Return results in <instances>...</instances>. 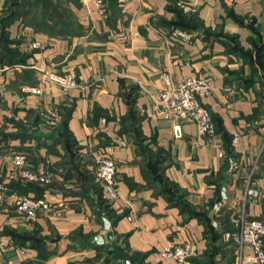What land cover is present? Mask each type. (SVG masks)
<instances>
[{
    "label": "crops",
    "instance_id": "1",
    "mask_svg": "<svg viewBox=\"0 0 264 264\" xmlns=\"http://www.w3.org/2000/svg\"><path fill=\"white\" fill-rule=\"evenodd\" d=\"M180 1L193 13L191 31L174 30L188 38L173 34L168 0H116L106 17L94 0H51L49 8L18 9L2 28L4 264H122L107 240L89 243L106 234L91 185L94 158L104 153L117 165L111 230L134 260L179 264L159 253L187 242L201 250L189 264H237L247 252L223 234L253 218L264 221V0ZM45 72L74 73L77 85L43 81ZM164 76L209 82L212 93L203 101L212 136L157 113ZM68 141L78 147L74 161ZM17 153L34 172L50 174L49 182L22 178ZM250 187L257 197L247 195ZM17 197H41L52 208L25 220Z\"/></svg>",
    "mask_w": 264,
    "mask_h": 264
},
{
    "label": "built area",
    "instance_id": "2",
    "mask_svg": "<svg viewBox=\"0 0 264 264\" xmlns=\"http://www.w3.org/2000/svg\"><path fill=\"white\" fill-rule=\"evenodd\" d=\"M98 4V10L103 17H106L103 0H94ZM185 10L190 11V6L179 2ZM174 35L189 37L182 31L173 32ZM31 48L38 47L34 43ZM43 81L55 82L68 87L77 85V76L69 73L65 76L45 72L42 75ZM163 89L154 103L157 113L165 118L179 122H194L197 124L199 133L203 136H212L215 133V125L210 110L204 104L203 98L212 93L209 82L201 76L184 77L178 82H173L168 76L163 77ZM26 90H30L26 88ZM84 145V144H82ZM223 156V154H220ZM13 162L16 170L22 178L27 181H39L47 183L50 174L41 175L34 172L28 165L26 154L17 153ZM95 169L93 171L95 183L102 188L104 197L113 202L117 198L116 174L117 165L114 158L108 153L101 154L94 158ZM247 195L257 197L258 192L248 188ZM17 208L23 213L25 220H34L39 212H48L52 205L44 198L32 199L28 197H17L15 199ZM224 240H234L240 243L242 249L247 252L238 257L237 264H264V221L261 218H253L243 222L239 232L227 231L223 234ZM201 250L194 243L187 242L178 246H167L159 253L162 258L175 259L179 264H189L191 257L197 256ZM0 264H4L0 260Z\"/></svg>",
    "mask_w": 264,
    "mask_h": 264
},
{
    "label": "trees",
    "instance_id": "3",
    "mask_svg": "<svg viewBox=\"0 0 264 264\" xmlns=\"http://www.w3.org/2000/svg\"><path fill=\"white\" fill-rule=\"evenodd\" d=\"M179 2L184 3L183 1H180V0H168V5L167 6H168L169 10L172 12L173 17H174L172 19V21L169 22L170 28L174 30L176 28L182 27L183 29H187L188 31H191L190 21L192 22V20H193V13L190 12V11H185L179 5ZM30 5L38 7L40 9H42V8L44 9V8H49L50 5H52V3H51V0H7L6 3L4 4V6L2 8V15L0 17V27H1V30H0V36H1L0 37L1 38L0 45H1V47L0 48L2 49V53H1L2 56L4 55V53L6 52L5 50L7 49L6 48L7 47L6 46L7 42L4 41L5 38L3 36L2 28L7 26L8 24H10L12 21H14V19L17 16V10L18 9L25 8L26 6H30ZM103 5H104V8L106 10V13H107V11L111 12L113 10L112 8H114L116 6V0L112 1L111 4L107 3V0H103ZM110 12H108V13H110ZM184 22L186 24L181 26V23H184ZM64 131L65 130H63V128H60L59 132H62V134L63 133L65 134ZM215 132H216V128H215ZM68 145H69L70 150L73 148V146H75V148H76V149L75 148L73 149V152L71 150V153H70V156L72 157V159L74 161V157L76 158V155L74 154V150H77L78 147H76L77 146L76 144L73 145V142H70V144H69V141H68ZM225 149H226V156L228 158L231 157L230 145L226 143L225 144ZM91 181H92L91 185H92V189H93V194L100 201V203L102 204L103 208L106 210L108 216L113 217V214L110 211V206L111 205L109 203V200L104 197V193L102 191V188L95 183L94 175L92 176V180ZM28 183H34L37 186L40 185L39 183H35V182H29L28 181ZM30 198L38 199V198H41V197H35V198L34 197H30ZM199 216L202 217L201 214ZM213 239H215V238H213ZM38 240H39V242L41 241V243H42V240H40V239H38ZM108 251H109V253H111L110 249ZM197 257H195L193 259L195 262H197ZM209 263H213V261L208 262V264Z\"/></svg>",
    "mask_w": 264,
    "mask_h": 264
},
{
    "label": "water",
    "instance_id": "4",
    "mask_svg": "<svg viewBox=\"0 0 264 264\" xmlns=\"http://www.w3.org/2000/svg\"><path fill=\"white\" fill-rule=\"evenodd\" d=\"M96 210L101 216V221L104 224L106 234L105 236L101 235L89 240V243L104 244L107 240V245L110 247V251L114 260L121 261L122 264H142L140 260H134L133 256L121 244L118 243V240L116 238L114 239V234L111 230V227L114 224L115 219L108 218V214L99 200L97 201Z\"/></svg>",
    "mask_w": 264,
    "mask_h": 264
},
{
    "label": "rangeland",
    "instance_id": "5",
    "mask_svg": "<svg viewBox=\"0 0 264 264\" xmlns=\"http://www.w3.org/2000/svg\"><path fill=\"white\" fill-rule=\"evenodd\" d=\"M34 182H37V181H34ZM39 182V181H38Z\"/></svg>",
    "mask_w": 264,
    "mask_h": 264
}]
</instances>
